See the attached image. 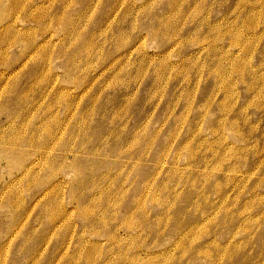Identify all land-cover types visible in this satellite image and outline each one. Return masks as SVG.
I'll use <instances>...</instances> for the list:
<instances>
[{"label":"rangeland","instance_id":"rangeland-1","mask_svg":"<svg viewBox=\"0 0 264 264\" xmlns=\"http://www.w3.org/2000/svg\"><path fill=\"white\" fill-rule=\"evenodd\" d=\"M0 264H264V0H0Z\"/></svg>","mask_w":264,"mask_h":264},{"label":"bare ground","instance_id":"bare-ground-1","mask_svg":"<svg viewBox=\"0 0 264 264\" xmlns=\"http://www.w3.org/2000/svg\"><path fill=\"white\" fill-rule=\"evenodd\" d=\"M14 25V24H13Z\"/></svg>","mask_w":264,"mask_h":264}]
</instances>
